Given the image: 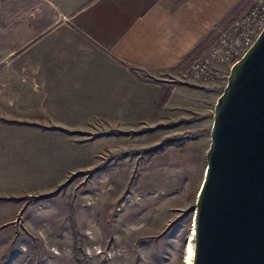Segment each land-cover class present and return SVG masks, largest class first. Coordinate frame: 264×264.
Segmentation results:
<instances>
[{"label":"rangeland","instance_id":"374dc122","mask_svg":"<svg viewBox=\"0 0 264 264\" xmlns=\"http://www.w3.org/2000/svg\"><path fill=\"white\" fill-rule=\"evenodd\" d=\"M10 36L0 34V58ZM231 67H216L221 75L214 73L209 88L185 81L187 68L178 74L182 82L168 76L167 84L206 92H179L184 109L168 112L158 128L136 123L129 136L92 130L76 141L0 146V197L11 199L0 201V221L15 219L0 231V264H184L211 144L210 136L185 144V134L210 128L206 110L216 105ZM170 85L161 86L172 91ZM190 110L210 116L202 119L209 123L181 124L179 112L187 117Z\"/></svg>","mask_w":264,"mask_h":264},{"label":"crops","instance_id":"0c3cea01","mask_svg":"<svg viewBox=\"0 0 264 264\" xmlns=\"http://www.w3.org/2000/svg\"><path fill=\"white\" fill-rule=\"evenodd\" d=\"M243 2L0 0V34L11 35L0 58V146L34 145L52 137L76 141L77 134L92 130L98 137L109 130L129 136L136 123L165 125L168 112L184 109L176 98L179 92H206L167 84L166 78L182 82L177 67L183 59L217 33ZM158 77L164 83L150 82ZM214 84L212 78L199 86ZM161 85L172 91L164 107L155 109L167 87ZM214 108L206 113L213 115ZM190 112L187 117L179 112L181 124L194 117L196 112ZM212 125L213 120L202 129ZM14 221H0V231Z\"/></svg>","mask_w":264,"mask_h":264},{"label":"water","instance_id":"95a60500","mask_svg":"<svg viewBox=\"0 0 264 264\" xmlns=\"http://www.w3.org/2000/svg\"><path fill=\"white\" fill-rule=\"evenodd\" d=\"M193 264H264V29L213 113Z\"/></svg>","mask_w":264,"mask_h":264},{"label":"built area","instance_id":"2783aa9c","mask_svg":"<svg viewBox=\"0 0 264 264\" xmlns=\"http://www.w3.org/2000/svg\"><path fill=\"white\" fill-rule=\"evenodd\" d=\"M244 1L248 2L245 14L217 32L207 50L183 72L185 81L201 85L214 73L221 75L216 67L233 66L256 42L264 29V0Z\"/></svg>","mask_w":264,"mask_h":264},{"label":"trees","instance_id":"16d2710c","mask_svg":"<svg viewBox=\"0 0 264 264\" xmlns=\"http://www.w3.org/2000/svg\"><path fill=\"white\" fill-rule=\"evenodd\" d=\"M248 6V2L244 1L238 8H236L225 20L223 23V27H227L230 25L234 20L239 18L242 13L245 11L246 7ZM217 33H213L210 35L207 39H205L202 43H200L188 56H186L181 65L177 67L179 70H185L188 68L196 59H198L210 46V44L213 42V40L216 38ZM223 91V90H222ZM171 95V90L170 89H162L161 94L158 98L157 103L155 104V109H162L164 105L168 102L169 98ZM209 118L210 116H201V115H195L190 122L193 121H200L204 118ZM213 117V115H212ZM211 117V118H212ZM10 124L11 122H7ZM41 128V127H39ZM211 131L210 130H199L196 133L193 134H185V138H190L193 141H197L200 137L202 136H210ZM5 200H11V199H6V198H0V201H5ZM13 200V199H12Z\"/></svg>","mask_w":264,"mask_h":264},{"label":"bare ground","instance_id":"6f19581e","mask_svg":"<svg viewBox=\"0 0 264 264\" xmlns=\"http://www.w3.org/2000/svg\"><path fill=\"white\" fill-rule=\"evenodd\" d=\"M194 234H195V230L192 231V235H191V238L189 241V245L187 247V252H186L184 264H193L194 255H195Z\"/></svg>","mask_w":264,"mask_h":264}]
</instances>
